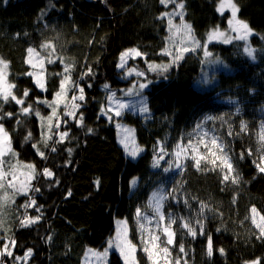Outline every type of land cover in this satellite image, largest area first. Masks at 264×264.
<instances>
[{"label":"trees","instance_id":"trees-1","mask_svg":"<svg viewBox=\"0 0 264 264\" xmlns=\"http://www.w3.org/2000/svg\"><path fill=\"white\" fill-rule=\"evenodd\" d=\"M232 2L239 9L237 18L248 23L253 31L254 58L244 52L242 41L208 42V34L217 28H227L231 17L229 10L223 15L217 12L221 0H177L184 4V23L191 26V35L201 46L207 43L212 55L205 58L201 47L199 59L183 52V58L173 63L178 54H164L170 47L171 31L167 18L161 19L163 13L175 10L172 4L165 7L160 0H0V57L8 65L7 83L14 85L13 95L24 99L23 106L31 105L34 110L24 116L20 113L21 105L0 100L3 112L15 114L3 123L12 139L13 151L35 165L37 175L31 188H39V192L30 188L28 197L24 194L17 197L15 206L9 209L10 228L0 221L4 243L16 242L9 248L13 255L0 256V264H84L89 247L108 246L118 219L132 223V181L143 182L151 174L157 140L163 141L166 150L171 149L191 120L192 111L211 107V99L219 90L236 86L247 92L254 89L256 98L264 101V0ZM174 20L180 22V17ZM47 41L53 42L48 47L54 49L55 61L45 66L46 91H41L35 78L28 75L34 71L27 62V50L31 47L43 55ZM132 48L142 56L131 58L128 66L146 71L151 81L144 92L153 122L146 125L130 113L113 115L112 120L101 115L108 103L104 85L120 92L134 78L124 75L126 67H117L120 54ZM149 64L171 67L161 75L159 69L149 71ZM63 75H68L76 87L60 100L63 102L60 128L49 132L46 118L52 110L39 101L55 100ZM88 84L92 86L89 88ZM79 87L84 88L86 101L74 117H63V112L74 103L72 96L79 94ZM25 90L29 93L27 97L23 95ZM36 111L45 118L43 121L35 115ZM81 113L83 122L78 125ZM116 121L134 129L136 141L143 149L137 158L129 157L120 144ZM63 131L69 133L68 137L56 143ZM250 131L242 133L233 145L238 183L224 182L223 174L214 167L187 164L185 181L189 194L205 206L204 235L195 239L182 237L179 230L177 244L193 251L194 264H246L264 256V240L256 238L258 229L250 220L252 207L264 214V173L253 163L255 156L248 154L255 151L257 143L254 121L250 122ZM28 132L32 139L25 142ZM48 136L52 139H47ZM33 144L45 153L46 159L41 158ZM52 147L57 150L52 152ZM68 149L72 150L71 155ZM241 153L243 159L239 158ZM45 168L53 172L51 178L41 175ZM29 197L41 206V213L30 208L28 216L42 218L22 228L19 223L24 212L22 206ZM208 235L213 240L212 257L207 256ZM220 248L224 249V255L219 253ZM28 249L32 255L26 261L14 260L22 258ZM3 251L4 244L0 243V252ZM136 254L138 264H146L140 250ZM109 264H123L119 252H111Z\"/></svg>","mask_w":264,"mask_h":264},{"label":"rangeland","instance_id":"rangeland-1","mask_svg":"<svg viewBox=\"0 0 264 264\" xmlns=\"http://www.w3.org/2000/svg\"><path fill=\"white\" fill-rule=\"evenodd\" d=\"M174 19L175 17L173 18V25L176 27H174L171 31V40L169 43L170 47L168 49V52L172 53L171 55L179 54L183 51L185 47H187L189 49L187 53L193 54L195 56V59H199L200 56L198 52L201 47L193 50V41L198 40L194 38L190 32H186L183 28H179L178 31L177 28L180 26V22H177ZM219 30L225 32L226 35H235V33H232L229 30L228 26L225 29ZM46 35L47 37H49L48 34ZM252 35L253 31L252 34L249 36L248 40L242 42L244 43L245 47L248 46L253 49L254 56V48L251 43ZM208 42L223 43L221 39ZM52 44L53 42L47 41V43L45 44L47 45V47H44L43 49L44 54L41 55L39 52H36L39 53V56L33 54V56L31 57L32 63L36 65L35 69L32 67L33 71L36 73L40 72L39 61L41 59L44 60V83L45 66L49 64V59H51L53 62L55 61L54 53L52 52V50L54 51V49L51 50L48 47V45L52 46ZM29 58L30 57L28 54L27 62ZM131 58L137 57H129L125 66L126 69H124V75L126 77H134L132 79L131 84L123 88L120 92L112 89H107V94L109 97L112 95V93H115V97L117 100L128 105L126 109L122 110L121 115L124 113H130L131 116L137 118L142 125H146L147 123L153 122L152 116L149 111L146 114L141 113L140 108L142 104L148 107V97L144 92L148 87L143 90H140V95L135 94V90L136 88H138L139 83H147L150 80L146 71L140 70L134 65L128 66ZM0 60L3 59L0 57ZM30 65L32 66V64ZM0 68H2V65H0ZM128 68H136L139 71H143L145 72V76L138 77L135 75V73H133L132 75H128ZM5 71L7 83V69ZM130 88L133 89V94L128 95L126 93L127 90ZM255 93L256 91L254 89H249L247 92V89L245 90L244 88H241L239 86L219 90L217 93L214 94L213 98L211 99V107H197L192 111L191 120L188 122L187 125L182 128L178 139L174 142L171 149L166 150V148H164L163 146V141L157 140V151L155 155V160L158 159V153L160 148H163L164 151L168 153V155L164 156V158L160 160L159 166L153 167V170L151 174L147 177V179H145L143 182H136V184L134 185V209L131 215L132 223H130L129 220L120 219L122 221H126L128 229V239L131 241L132 244H135L137 246V251L140 250L141 255L145 260L146 264H154V261L157 262V264H176L177 261H179V264H194L193 251L189 250L184 244L183 246L185 248V252L181 253L179 251L180 245L177 244L179 234L178 232L180 230L183 233L182 237L192 238L190 235L187 234V230L183 229L181 226L182 223L190 221L192 227L196 228L197 230V236L200 235L199 226L197 222L204 225L205 206L202 201L190 196L188 191L190 189H188L187 187L185 175L187 164L189 162H192L196 166L195 160L192 159L193 155H195L198 159L200 157H204V159H201L198 168L214 167V169H218L221 172L219 167V160H217L216 165H213L210 162L211 160L215 159L216 156L221 155L219 150L216 149L215 146L211 145L210 143V137L212 135L211 130L214 129L215 134L220 137L217 143L219 144L221 143V141L223 142L225 146V151L228 153V155L232 158L233 161L234 141L238 137H240L242 133L250 134V122L254 121L257 127V143L255 145V151H252L251 155L255 156L254 161H259L262 157H264V139H262V136H264V101L263 99H257ZM62 105L63 102L60 101L57 106L58 114ZM109 108L113 109L112 113L110 114L114 115L115 101L109 102L108 100L107 109ZM208 117H212V120H207ZM165 118L168 119L167 116ZM54 123H56V120L54 121ZM118 124L122 127L118 128ZM197 125H202V130L198 129ZM115 126L118 130L119 142L125 136V129H128L130 130V135L134 141V143H130V147L141 148L136 141V135L133 128L121 121H116ZM201 131L208 133V136L203 137V143L201 142ZM205 144L208 145L207 149L205 148ZM177 145H180V148L183 149L179 158L174 155L178 150ZM208 149H211V151H209ZM213 153H215V155H213ZM139 154L137 155V157L139 156ZM5 159H9L10 162L16 166L14 170L8 168L7 165L3 166V168L0 169L7 173L5 178L3 180H0V184H3V187H0V221H3L7 228H10L8 219L10 218L11 213L9 209L15 206L17 197L19 195H22V193L17 192V189L21 186L22 183L28 181V176L32 174L31 170L27 169L25 166L28 164H32L35 169V165L31 162L22 160L17 153L15 157H5ZM177 162L180 163V168H176L175 164ZM165 169H169V171H165ZM13 171L14 175L11 174L13 173ZM221 173L223 175L225 174V172ZM232 175L235 176L236 172H234ZM32 180L28 181L30 185ZM11 185H15L16 187L14 188ZM153 193H158L159 195H162L164 197V203L161 208V212L164 214L165 220L161 222L159 229L156 228L155 221L157 217L155 216L154 209L151 203L153 199ZM201 205L204 206L203 211H200ZM137 208L141 210L142 216L147 214L152 219V223H147L143 220H141V223H145L149 231L161 235L162 241L165 240L166 237L162 234L161 229L168 224L169 218L174 219L176 221V223L172 224L171 227V231L174 233V243L173 245H167V247L169 248V255L166 256L161 252L158 256H153V261L148 260L147 254L142 250V240L148 239V232H145L143 235L141 234L140 226L137 224ZM257 220H259V217H257ZM115 234L116 230L111 239L115 237ZM157 243L159 245V248H163L166 246L163 243ZM104 250L105 249H95L89 247L84 257V264H109L111 252L113 250H117L115 248L109 249L106 262H102L95 255H93V253H102ZM153 251L156 252L158 250L154 249ZM135 255L137 261V254L135 253Z\"/></svg>","mask_w":264,"mask_h":264},{"label":"snow or ice","instance_id":"snow-or-ice-1","mask_svg":"<svg viewBox=\"0 0 264 264\" xmlns=\"http://www.w3.org/2000/svg\"><path fill=\"white\" fill-rule=\"evenodd\" d=\"M160 4L164 5L165 7H167L169 4H172L175 6V10H173L171 12H165L161 16V19H164L165 17L167 18V24H168L169 31H172V29L174 27H176L173 25V18L176 16L180 17V26L177 28V30L179 31V28H183L186 32L191 31V26L184 23V14L182 11V9L184 8L183 3H177V0H160ZM226 9L230 10V12H231V17L227 20L228 28L232 33H235V35L234 36L226 35L225 32L220 31L219 28H217L208 34V41L221 39L224 44H229L233 40L247 41L249 36L252 34V30L249 28L248 23L237 18V13H238L239 9L237 8L236 4L232 3V0H221V3L219 4V6L217 8V12H219L221 15H223ZM262 39H264V38H262ZM44 47H47V45H45ZM200 47L204 48L203 55L205 58H208L212 55V53L207 50V48H208L207 43H205L203 46H201L198 41H193V50H195L196 48H200ZM27 51H28V54L30 57L28 60V63L32 64V67L35 69L36 65L32 63L31 57L33 56V54L39 56V53H36L35 49L31 48V47L28 48ZM187 51H189V49L187 47H185L183 49V51L174 58L173 63L182 59L183 58V52H187ZM244 52L247 53L249 56H253V49H251V47L246 46L244 48ZM164 54L165 55L168 54L167 49L164 50ZM140 56H142V53L135 48L124 51L120 54V63L117 65V67L124 69L126 66V63H127V59L129 57H140ZM205 62H208V61L206 60ZM48 63H53V61L51 59H49ZM0 65H2V68H0V100H2L4 104L9 103V101L11 100V101H14L16 105H21L22 107L20 108V113L23 114L24 116H28V115L32 114L34 111L32 109V106L28 105L27 107H24L23 106L25 103L24 99H18L15 95H13V93L11 91V89L14 87V85L6 83V71L5 70L8 67L7 63L3 60H0ZM39 67H40L39 73L29 72L28 75L33 76L35 78V84L41 91H46L45 83H44V79H43V68H44V60L43 59H41L39 61ZM169 67H171L170 64H165L162 66L149 64L148 70L149 71H157L159 69L160 74L163 75L164 73H166L168 71ZM68 72H69V69L66 66L65 67V73H68ZM133 73H135V75L138 77L145 76V72L139 71L136 68H128L127 69L128 75H132ZM88 74H91V69L88 70ZM164 78L167 79L166 76ZM149 84H151V81H148L147 83H139L138 88H136V90H135V94L140 95L141 94L140 90L147 88L149 86ZM87 86L90 88L92 85L88 84ZM59 87H60V91L56 92L55 100H53L52 102H48L47 100L39 101V103L46 104L52 110L51 115H49L46 118L47 122H48V131L49 132H52L54 129L60 128V126H61L60 125L61 115L58 114V112H57V106L60 103L61 98L64 97L70 89H73L76 86H75V84L70 83V77L68 75H63V78L60 80ZM108 87L109 86L107 84L104 85L105 89H108ZM78 92H79L78 95L72 96V101L74 103L70 106V110L63 112V114H62L63 117H74L76 115V110L82 108L83 102L86 101L84 88L79 87ZM126 94H128V95L133 94V89L132 88L128 89ZM23 95H24V97H27L29 95L28 91L25 90ZM108 100H109V102L115 101V109H114V116L115 117H120L122 110H124L128 107V105H126L123 102L116 99L115 93H112V95L108 97ZM76 101H79V102L77 103ZM65 107L67 108L69 106L66 105ZM112 111H113L112 108H109L107 110L102 109L101 115L106 116L109 120H112L113 115L110 114V113H112ZM148 111H149L148 107L146 105L142 104L141 108H140V112L146 114V113H148ZM14 115L15 114L13 112H7V113L3 112L2 111V104H0V169H2L3 166H5V165H7L8 168L13 169V170L16 167L15 165H13L10 162L9 159H5V157H15L16 153L13 151L12 139L9 135V132L5 129L4 123H3V121H5L7 119L14 118ZM35 115L37 117H39L42 121L45 119L44 117L40 116V113L38 111L35 112ZM54 119L56 120L55 124H53ZM207 120H212V117H208ZM82 122H83V115L81 113L78 120H77V124L78 125L82 124ZM64 123L66 124L67 120H64ZM17 124H20L19 120H17ZM117 127L120 128L122 126L118 124ZM197 128L202 130V125H197ZM91 131H92V129L89 128L88 132H91ZM211 132H212V135L210 137V143H211V145L215 146L216 149L219 150L221 155L216 156V158L211 160L210 162L213 165H216L217 160L220 161V165H219L220 170H221V172H225V174L223 175V178H222L224 182H228L231 178L232 183H234V184L238 183L239 174L237 173L235 176L232 175L235 172L234 163L232 161V158L225 151V146H224L223 142L221 141V143H219V144L217 143V141L220 139V137L215 134V130L213 129V130H211ZM68 135H69V133L67 131L60 132L59 133V140L56 141V143H62L68 137ZM205 136H208V133L201 131V142L202 143H203V137H205ZM31 139H32V134H31V132H28L25 135L24 140H25V142H27ZM47 139L50 140V139H52V137L48 136ZM262 139H264V136H262ZM120 142L124 146V150L132 158L137 157V155L143 151V149H141L139 147H130V143H134V141L130 135V130H128V129H125V136L121 139ZM32 146H33V148H37V146L35 144H33ZM45 146L47 147L46 141H45ZM205 148L206 149L208 148L207 144H205ZM177 149L178 150L174 155L177 158H179L181 156V151H183V149L180 148V145H177ZM56 150L57 149L55 147L51 148L52 152H55ZM208 150L211 151V149H208ZM37 151H38L39 155L41 156V158H44V159L47 158L43 151H39L38 148H37ZM71 151H72L71 149H68L69 155H71ZM194 151H195V149H194ZM248 154L251 155V152H249ZM166 155H168V153L165 152L163 148H160L159 153H158V159H156L154 161L153 167L159 166L160 160L163 159L164 156H166ZM213 155H215V153H213ZM239 158L243 159L244 154L241 153ZM192 159L195 160L196 166L199 167L200 161H201V159H204V157H200L198 159L195 155H193ZM69 163H71V162L69 161ZM253 163L255 164L257 170L260 173H264V157H262L259 161H253ZM175 165H176V168L181 167L179 162H177ZM25 167L27 169L31 170V172H32V174L28 176V181L35 179L37 174L35 172L34 166L32 164H28ZM165 171H169V169H165ZM11 174L14 175V171ZM6 175H7V173L0 170V180H3ZM41 175H43L44 177H47V178H51L53 176V172L50 171L48 168H45L43 170V172L41 173ZM28 181L22 183L21 186L17 189V192L24 194L26 197H28V192H29V189L31 188V185ZM136 182H137L136 180H133L132 184L135 185ZM57 183H58V181H57ZM11 186L14 188L16 187L15 185H11ZM0 187H3V184H0ZM31 191L32 192H39V188H31ZM68 195L70 196L71 193L69 192ZM151 203H152V207L154 209L155 216L157 217V219L155 221L156 228L159 229L161 222H163L165 220V216L161 212V208H162L163 203H164V197L162 195H159L158 193H153V199H152ZM22 207L24 209V212L22 213V219H20V221H19L20 227H22V228L30 227L32 224H35L37 221H39L42 218L41 215H37L35 217H29L28 216V209H30V208H35V211L37 213H41V206L37 205V202L34 198L29 197L27 199V202L25 204H23ZM203 210H204V206L201 205L200 211H203ZM250 212L252 214L251 215V223L253 225H255L256 229H258V235L256 238L260 239V240H264V214H262L261 210H258L256 207H252L250 209ZM136 217H137V224L140 226V229H141V234L143 235L145 232H148V239L142 240V244H143L142 250L147 254L148 260L153 261V256L154 255L158 256L159 253H161V252L163 254H165L166 256L169 255L170 253H169V248L167 247V245H173V243H174V240H173L174 233L171 231V227H172V224L176 223V221L174 219L169 218L168 224L161 229L162 234L166 237V239L162 241L161 235H158V234H155L154 232L149 231L148 228L146 227V224L141 223V220H143L147 223H152V219L147 214L142 216L141 210L139 208H137L136 209ZM257 217H259V220H257ZM197 224L199 226V234L204 235V225L200 224L199 222H197ZM181 226L183 229L187 230L188 235H190L193 239L196 238V236L198 234L197 230H196V228L192 227L190 221L182 223ZM217 231H219V229H217ZM157 242L163 243L166 246L163 248H159V245ZM0 243L4 244V251L0 252V256H3L5 253L8 256H12L13 253H12V251L9 250V248L12 246H15V243H16L15 240H11L10 243H4L3 238L0 237ZM112 248H115L119 252L120 256L123 259V264H137L136 255H135V253L137 251V246L135 244H132L131 241L128 239V229H127L126 221L118 220L116 222L115 237L108 241V247L105 248V250L102 253L101 252H95V253H93V255H95L102 262H106L109 249H112ZM154 249H157L158 251L154 252L153 251ZM179 251L181 253L185 252V248L182 244L179 247ZM218 251L221 255H224V249L223 248L218 249ZM31 255H32V250L28 249V251L24 254V256L22 258L21 257H14V260L26 261ZM212 255H213V240H212L211 235H208L207 236V256L212 257ZM154 264H157V262L154 261ZM176 264H179V261H177ZM246 264H264V256L256 257L255 259H252V260L246 262Z\"/></svg>","mask_w":264,"mask_h":264}]
</instances>
